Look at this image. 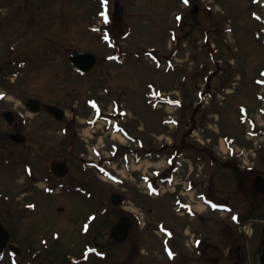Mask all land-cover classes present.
<instances>
[{
    "label": "rangeland",
    "instance_id": "1",
    "mask_svg": "<svg viewBox=\"0 0 264 264\" xmlns=\"http://www.w3.org/2000/svg\"><path fill=\"white\" fill-rule=\"evenodd\" d=\"M114 2L0 0V133L7 132L2 110L15 107L22 111L24 99L38 97L44 104L65 108L68 118L70 113L76 116V128L82 127L79 137L88 140H81L88 145L84 154L92 162H105L103 167L111 174L91 172L101 186L88 199L63 191L43 194L39 185L26 188L21 196V172L0 174L17 190L15 205L26 207L28 202L23 223L30 233L23 247L37 250L39 232L47 228L57 229L64 239L79 238L77 228L86 224L89 212L100 211L104 201L112 217L103 220L98 214L93 225L100 224L97 233L102 241L108 240L118 210L107 201L108 194L119 191L129 200L126 205L142 217L138 221L145 223L134 231L144 246V257L157 264L165 262L169 240L165 229L173 227L178 234L176 248L187 259L193 256L232 264V252L225 251L229 241L224 229L234 226L229 213L217 208L228 205V199L237 211H248L247 202L244 195L232 192L234 172L210 164L209 155L228 157L225 136H232L237 146L246 148L251 163L248 148L254 141L246 139L245 126L239 127L236 118L242 110L251 113L253 106L261 109L264 0H120L124 10L119 22L112 19ZM69 48L96 54L90 74H76L68 60ZM18 63L24 65L14 72ZM9 72L12 77H6ZM208 77L211 89L194 113ZM224 87H233V91L225 93ZM85 100L95 115L109 109V103L114 105L115 118L104 121L108 127L102 121L97 126L86 123L93 110ZM153 104H157L155 109ZM191 117L197 120L196 133L184 137ZM53 129L45 134L58 140L60 135ZM183 146L188 148L185 156L179 150ZM148 150L156 157H148ZM110 158L112 162L107 161ZM143 177L151 178L149 186L146 179L141 181ZM180 201L185 207L196 205L197 211L175 208ZM59 206L66 212L59 213ZM194 212L199 213L196 218ZM200 238L202 254L198 255L193 249ZM66 247L77 250L74 244ZM94 258L83 264L108 263Z\"/></svg>",
    "mask_w": 264,
    "mask_h": 264
},
{
    "label": "flooded vegetation",
    "instance_id": "2",
    "mask_svg": "<svg viewBox=\"0 0 264 264\" xmlns=\"http://www.w3.org/2000/svg\"><path fill=\"white\" fill-rule=\"evenodd\" d=\"M88 74L90 72L87 74L78 73L77 75L84 77ZM29 99H35V101L30 102ZM23 102L22 111L15 107H6L2 110L7 132L5 135L0 133V174L6 175L14 172L15 175L18 171L21 172L20 176L24 177L19 184L23 188L19 194L21 196L26 194V188L31 187L32 189L35 185H39V190L43 194L63 191L66 195L80 194L84 199H88L91 193L95 192L96 194L101 183L98 179L92 178L91 172H96V176H98V171L105 173L103 170L105 162H92L93 158L84 154V150L88 151L86 150L88 145L82 141L88 142V140L79 137V130L82 127L76 128L74 124L75 115L69 114L70 118H68L65 108L56 104L52 105L61 108L63 115L52 114L47 109L51 103L44 104L41 102L42 105H40L38 97H28ZM8 111L10 114H5ZM71 111L76 112L73 105H71ZM50 128H55L53 132L60 135L58 140L54 135L47 136L45 134V131H49ZM252 152L254 154V168L250 170L241 169L235 157L232 159L233 167L230 168L234 172L233 181L230 185L232 192L235 195H244L248 210H238L239 214L235 217L236 226L232 229L226 228L229 243L225 251L230 254L232 252V264H264V193L258 192L254 184L256 176L264 177V135L261 143L254 146ZM50 154L54 156L51 157ZM32 155L36 157L33 158ZM121 181V185H125V182ZM148 181L150 182V179ZM9 184L13 185L12 182L8 183L5 178H0V264L7 262L9 264H30L31 260L33 264H83L94 256H97L94 259L103 263L108 262L106 264H157L143 256H146L144 246L134 231L140 227V224L145 225V223L138 221L142 217L140 218L131 206L126 205L129 200L124 196V192L119 191L116 192L115 200L114 197L112 199L110 195L108 196V202L118 203L117 206L112 204L118 210L116 219L110 226L107 235L108 240L102 241L99 237L97 229L100 224L95 227L90 223L91 219H96L98 214H100L99 218L103 220L112 217L108 216L109 212L103 207L107 205L105 201L99 205L100 211L92 210L89 212L86 224H83L82 228H77L81 232L79 238L72 236L73 238L64 239L63 233H59L57 229L48 231L49 228H47L45 231L39 232V248L37 250L32 247L31 251L28 248L25 249L23 244L28 241L27 235L30 233V228L27 229L23 223L27 214L28 202L26 207L23 204L16 206L15 203L19 199V195L17 190ZM242 185L247 186L248 189L242 188ZM182 188L186 189L187 187ZM81 190H85V193L81 194ZM146 194L150 196L147 192ZM181 194L185 193L181 191ZM197 197L203 198V195ZM188 202L191 203V201ZM180 203L181 205L175 208L179 207L184 212L188 208L189 211L196 210V205L192 203L187 207L183 205L182 201ZM67 205L69 204L67 203ZM58 211L59 213L66 212L63 206H59ZM183 211L176 210L175 212L184 214ZM146 212H149V209ZM197 215L194 213L195 218ZM248 222L250 234L247 238L242 232V227ZM115 223H118L119 226L116 240L111 234ZM165 231L169 240L166 251L164 249L167 259H164L163 264H216L218 262L209 258L195 260L193 256V259H187V254L176 248L175 239L178 236L176 228L167 227ZM69 244H74L77 250L73 251L67 248L66 246ZM200 244L202 241L197 243L195 248L193 247V251L198 255L202 254ZM164 251H162L163 254Z\"/></svg>",
    "mask_w": 264,
    "mask_h": 264
},
{
    "label": "water",
    "instance_id": "3",
    "mask_svg": "<svg viewBox=\"0 0 264 264\" xmlns=\"http://www.w3.org/2000/svg\"><path fill=\"white\" fill-rule=\"evenodd\" d=\"M121 14V5L119 3L116 2V12L114 14L115 19H117L119 17V15ZM69 58L72 62V64L80 71H88L91 69V67L93 66L96 58L92 53H80L77 52L73 49L69 50ZM30 102H34V100H30ZM48 110L51 111L53 114L59 113L62 114V111L54 106H48ZM257 185H258V190L259 191H264L261 189V183H259L258 181H256ZM117 226L114 227L113 230V234L115 233V231H117Z\"/></svg>",
    "mask_w": 264,
    "mask_h": 264
},
{
    "label": "snow or ice",
    "instance_id": "4",
    "mask_svg": "<svg viewBox=\"0 0 264 264\" xmlns=\"http://www.w3.org/2000/svg\"><path fill=\"white\" fill-rule=\"evenodd\" d=\"M185 3H187V0H185ZM234 219H235V217H234Z\"/></svg>",
    "mask_w": 264,
    "mask_h": 264
}]
</instances>
